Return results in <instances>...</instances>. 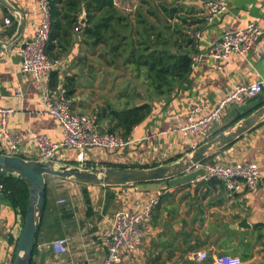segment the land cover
Here are the masks:
<instances>
[{"label":"crops","instance_id":"crops-1","mask_svg":"<svg viewBox=\"0 0 264 264\" xmlns=\"http://www.w3.org/2000/svg\"><path fill=\"white\" fill-rule=\"evenodd\" d=\"M7 1L26 18L22 45L35 37L42 13L33 0ZM139 1L115 0V3L119 9L132 12ZM177 2L189 17L190 26L201 33V37L195 39L196 54L204 53L226 31L242 29L249 23L264 28V0H226L227 12L212 22L205 16V0ZM85 13L79 16L81 27L73 34L71 48L57 60L62 64L56 71L59 81L63 79L66 83L70 75L84 76L86 71L81 68L86 60L96 64L98 52L84 42ZM7 20L11 23L7 24ZM18 26L17 16L0 4V41H10ZM21 45L0 53V107L15 109L9 129L20 138L21 156L32 160L39 156L35 133L58 142L63 139V132L57 119L47 112L45 87L38 84L33 75L22 73ZM263 78L264 36L246 53L234 52L227 61L204 56L193 64L189 79L170 99L154 103L150 117L134 127L127 137L130 140L127 148L114 155L89 152L87 166L150 169L176 163L205 143L199 137H187L181 130L187 124V113L192 105L208 100L213 109L235 85ZM51 80L50 77L47 90L52 91ZM261 96L255 102L230 107L222 121L215 125L211 140L262 107L264 94ZM81 100L77 92L73 106L86 107L79 106ZM108 122L102 126L106 127ZM75 159L74 151L64 150L59 162L76 165ZM205 162L254 164L261 172V184L255 190L230 193L218 181L199 178L178 187L144 193L138 191L137 185L110 187L47 176V205L32 264L102 261L107 254L108 235L116 213L141 211L156 197L159 204L144 223V242L135 253L126 255L124 264H218L217 259L222 255L237 260L236 264H264V121ZM62 199L64 204L59 202ZM244 220L248 226L240 228ZM22 228L20 215L6 199H0V264H14ZM61 238L68 239L67 255H59L48 246ZM203 251L209 254V259L194 262L192 257Z\"/></svg>","mask_w":264,"mask_h":264},{"label":"built area","instance_id":"built-area-1","mask_svg":"<svg viewBox=\"0 0 264 264\" xmlns=\"http://www.w3.org/2000/svg\"><path fill=\"white\" fill-rule=\"evenodd\" d=\"M42 13L41 23L35 37L21 49L23 57L22 73L33 75L35 81L45 87V106L47 112L57 119L63 132V139L58 142L51 141L46 136L35 133L39 156L42 161L59 162V157L64 150L76 153L73 160L77 166H87L89 152H101L114 155L130 145L129 138L119 133H111L107 128L97 124L96 120L88 115L78 114L74 111L67 97L68 89L65 81H59L55 90H47L52 73L59 71L61 62L54 61L48 55V43L52 30V13L50 0H33ZM205 16L208 22L227 12L226 0H205ZM11 21L7 20V24ZM264 36V28L255 23H249L242 29L226 31L220 40L211 44L204 53L193 57V63L199 62L204 56L215 59L228 60L229 56L238 52L246 53ZM199 39L201 33L192 36ZM264 94V78L250 84L235 85L233 91L224 97L213 109L208 100L192 105L187 113V124L181 129L187 137H199L205 142L212 138V131L219 124L228 109L234 105H244L249 100ZM15 113L14 108L0 107V155L21 156L20 138L10 131L9 121ZM22 157V156H21ZM205 168L206 174L202 181H218L230 193H238L244 189L255 190L262 181L261 172L254 164H215L203 162L193 170ZM3 185L0 184L2 192ZM3 193V192H2ZM64 204L65 200L59 201ZM159 204L156 197L138 212L120 211L116 213L113 226L108 235L107 254L98 263L87 264H124L126 255L135 253L143 244L145 233L144 223L151 217ZM57 254H68V239L53 240L48 244ZM196 263H203L209 259L206 251L199 252L192 257ZM218 264H236L237 260L222 255L217 259ZM67 264H85L70 261Z\"/></svg>","mask_w":264,"mask_h":264},{"label":"trees","instance_id":"trees-1","mask_svg":"<svg viewBox=\"0 0 264 264\" xmlns=\"http://www.w3.org/2000/svg\"><path fill=\"white\" fill-rule=\"evenodd\" d=\"M50 9L52 30L47 51L52 60L57 61L71 48L73 34L81 27L79 16L85 11L84 42L98 52L96 62L101 65L98 68L87 60L82 62L81 70L87 72L84 75L94 78L100 71L107 75L117 73L116 78L124 73L131 75V81L123 86L121 102L100 107L94 118L100 126L108 120L107 127H102L111 133L129 137L134 127L150 117L154 103L170 99L192 73L197 53L192 36L197 31L190 26L189 17L177 0H140L132 12L119 9L115 0H50ZM51 79L55 90L58 73H52ZM79 80L75 75L66 78L67 97L73 109L72 100L81 88ZM133 83L143 87L144 92H138ZM0 184L24 225L30 198L28 185L17 177H0ZM46 192L48 195L47 180ZM41 231L42 227L37 238Z\"/></svg>","mask_w":264,"mask_h":264},{"label":"water","instance_id":"water-1","mask_svg":"<svg viewBox=\"0 0 264 264\" xmlns=\"http://www.w3.org/2000/svg\"><path fill=\"white\" fill-rule=\"evenodd\" d=\"M0 4L14 13L19 21L14 37L7 42L0 41V53H4L21 45L26 28V18L7 0H0ZM85 22L86 16L82 20L83 24ZM29 42L31 40L23 43L22 48H25ZM261 97L259 95L249 102H255ZM262 121H264V105L229 131L203 143L190 155H186L176 163L150 169L77 166L56 161L29 160L21 156L0 155V177H17L28 185L30 191L27 216L19 234L14 264H32L34 245L47 205L46 176L110 187L137 185L138 191L144 193L160 191L166 187H178L203 177L207 172L206 169L201 167L193 170L195 166L233 144ZM0 199H6L1 191ZM246 226L248 223L244 220L239 227Z\"/></svg>","mask_w":264,"mask_h":264},{"label":"rangeland","instance_id":"rangeland-1","mask_svg":"<svg viewBox=\"0 0 264 264\" xmlns=\"http://www.w3.org/2000/svg\"><path fill=\"white\" fill-rule=\"evenodd\" d=\"M95 65L100 68L101 64L96 62ZM114 74L107 75L105 72L100 71L95 74L97 77L94 76V78L88 77L87 75L82 76L79 80L81 85L79 93L81 94L82 100L78 103L79 106L86 107H77L75 108V112L96 118L100 107L114 105L115 102L122 100L121 93L124 91L123 86L131 81V75L124 73L122 77L116 78L117 73ZM133 85H135L138 92H144L143 87L137 83H133Z\"/></svg>","mask_w":264,"mask_h":264}]
</instances>
